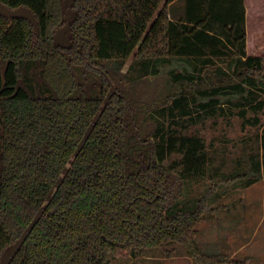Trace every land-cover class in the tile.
<instances>
[{"label":"trees","instance_id":"16d2710c","mask_svg":"<svg viewBox=\"0 0 264 264\" xmlns=\"http://www.w3.org/2000/svg\"><path fill=\"white\" fill-rule=\"evenodd\" d=\"M0 1L31 9L40 26L37 36L29 21L0 16V261L24 238L8 264H110L166 244L196 264H244L199 249L209 197L167 214L173 170L204 176L209 156L202 137L163 120L199 115L222 95L264 94V0H189L183 18L170 9L180 0ZM26 62H41L49 96L20 86ZM216 62L225 66L206 68ZM173 154L182 161L166 166ZM263 163L236 179L251 186Z\"/></svg>","mask_w":264,"mask_h":264},{"label":"rangeland","instance_id":"374dc122","mask_svg":"<svg viewBox=\"0 0 264 264\" xmlns=\"http://www.w3.org/2000/svg\"><path fill=\"white\" fill-rule=\"evenodd\" d=\"M188 3L189 0H180L173 4L170 8L173 17H185ZM66 31L68 25L59 30L57 39L60 42L66 39ZM133 59V55L128 59L122 69L123 74L128 71ZM219 66L225 65L216 62L206 68L215 70ZM165 67L166 75L169 65ZM166 77L169 79L170 76ZM119 79L118 76L115 85L119 83ZM147 80L148 90L154 92L158 87L154 78L150 76ZM20 86L34 96H49L50 92L42 76L41 62L24 64V76ZM146 95L141 97L138 94L134 97L137 100L147 99ZM220 99L222 100L220 105L207 111L198 110L199 115L194 114L189 119L184 117L177 121L163 120L166 128L169 127L177 134L202 137L206 146L205 151L209 156L207 172L201 177L180 178L179 171L185 167L180 163L181 155L173 154L165 161L166 166H172L175 162L180 163L173 170L176 184L167 214L195 211L201 206L203 197H209L207 211L197 227L196 240L201 252L241 261L244 264H264V171L263 178L248 187L245 184L252 181V178L236 179L238 175L249 172L252 161L261 160L263 163L264 160V94L256 101H251L243 95H222ZM2 106L3 99H0V176L3 166ZM262 165L264 169V163ZM229 178H233L232 181H227ZM110 264L196 263L183 246L166 244L147 249L136 258L131 256L113 258Z\"/></svg>","mask_w":264,"mask_h":264},{"label":"water","instance_id":"95a60500","mask_svg":"<svg viewBox=\"0 0 264 264\" xmlns=\"http://www.w3.org/2000/svg\"><path fill=\"white\" fill-rule=\"evenodd\" d=\"M0 16L8 20L25 19L33 25L36 35L37 36L40 35V26L35 13L31 9L25 6L12 9L8 5L0 1ZM65 20L66 18L64 19V21ZM113 89L116 92L115 86H113ZM23 243H24V238H21L18 241H16L14 244L7 247L1 256L0 263L8 264V261L19 251Z\"/></svg>","mask_w":264,"mask_h":264},{"label":"crops","instance_id":"0c3cea01","mask_svg":"<svg viewBox=\"0 0 264 264\" xmlns=\"http://www.w3.org/2000/svg\"><path fill=\"white\" fill-rule=\"evenodd\" d=\"M174 2H172V4H173Z\"/></svg>","mask_w":264,"mask_h":264}]
</instances>
